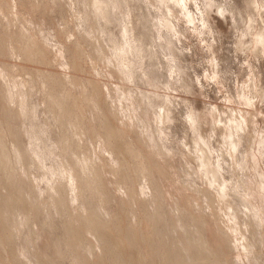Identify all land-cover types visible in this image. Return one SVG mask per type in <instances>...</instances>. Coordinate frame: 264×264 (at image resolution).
<instances>
[{"label": "rangeland", "instance_id": "obj_1", "mask_svg": "<svg viewBox=\"0 0 264 264\" xmlns=\"http://www.w3.org/2000/svg\"><path fill=\"white\" fill-rule=\"evenodd\" d=\"M257 1L0 0V264H264Z\"/></svg>", "mask_w": 264, "mask_h": 264}, {"label": "bare ground", "instance_id": "obj_2", "mask_svg": "<svg viewBox=\"0 0 264 264\" xmlns=\"http://www.w3.org/2000/svg\"><path fill=\"white\" fill-rule=\"evenodd\" d=\"M91 1H93V5L95 4L96 6H97V8H98V10L100 11V13H101V2L103 1V0H91ZM252 1V0H251ZM253 3V7H259V5H258V1L257 0H254V2H252ZM100 4V5H99ZM108 9V8H107ZM14 10H17V8H15ZM106 11V10H105ZM106 13H108V11H106ZM106 13H104V15H102V16H105L106 15ZM102 14V13H101ZM108 15V14H107ZM110 15V14H109ZM109 17V16H108ZM111 17V16H110ZM106 18V20L108 19L107 17H105ZM263 21V20H262ZM132 30H133V28H132ZM252 30V29H251ZM252 32V31H251ZM256 33V32H255ZM146 36V35H145ZM145 36H143L144 38H145ZM139 37V36H138ZM142 37V38H143ZM257 40H258V44H256V49H258V48H260V50H261V47L262 46H264V26L259 30V33H257L256 34V37H255ZM140 40H141V38H139ZM141 41H143V40H141ZM138 42H140L139 40H138ZM137 43V42H136ZM135 43V45L137 46V44ZM142 42H140L139 44H141ZM142 44H144V43H142ZM117 47V46H116ZM141 47H144L143 45H141ZM120 49V48H119ZM255 49V50H256ZM115 51V50H114ZM257 53V52H256ZM121 58V57H120ZM122 59V58H121ZM25 108V107H24ZM27 108V107H26ZM21 111H22V108H21ZM23 112V111H22ZM26 112V111H25ZM145 187V186H144Z\"/></svg>", "mask_w": 264, "mask_h": 264}]
</instances>
